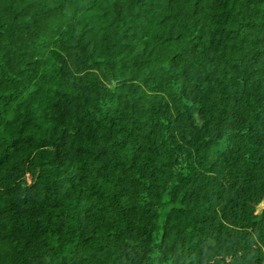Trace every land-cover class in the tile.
Segmentation results:
<instances>
[{"label": "trees", "instance_id": "trees-1", "mask_svg": "<svg viewBox=\"0 0 264 264\" xmlns=\"http://www.w3.org/2000/svg\"><path fill=\"white\" fill-rule=\"evenodd\" d=\"M263 204L264 0H0V264H264Z\"/></svg>", "mask_w": 264, "mask_h": 264}, {"label": "rangeland", "instance_id": "rangeland-1", "mask_svg": "<svg viewBox=\"0 0 264 264\" xmlns=\"http://www.w3.org/2000/svg\"><path fill=\"white\" fill-rule=\"evenodd\" d=\"M249 228H250V227H249ZM249 236H250V235H249L248 230H247L246 237L249 238Z\"/></svg>", "mask_w": 264, "mask_h": 264}, {"label": "clouds", "instance_id": "clouds-1", "mask_svg": "<svg viewBox=\"0 0 264 264\" xmlns=\"http://www.w3.org/2000/svg\"><path fill=\"white\" fill-rule=\"evenodd\" d=\"M263 207H264V204H263Z\"/></svg>", "mask_w": 264, "mask_h": 264}]
</instances>
